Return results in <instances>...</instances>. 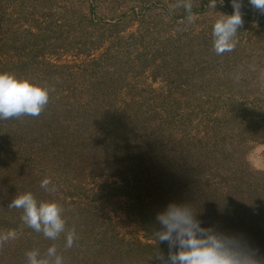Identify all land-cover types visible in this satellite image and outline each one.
Instances as JSON below:
<instances>
[{
	"label": "rangeland",
	"instance_id": "1",
	"mask_svg": "<svg viewBox=\"0 0 264 264\" xmlns=\"http://www.w3.org/2000/svg\"><path fill=\"white\" fill-rule=\"evenodd\" d=\"M176 2L0 0V73L47 87L52 99L39 117L0 120V171H4L0 183L27 184L34 177L40 186L49 177L38 165L45 149V138L38 133L56 132L61 122L68 129L80 125L87 138L101 135L103 130L93 120L103 116L93 117L94 106L104 112L130 107L145 111V120L164 125L172 121L164 135L166 151L176 146L180 152L184 131L189 142L200 146L227 139L239 147L240 169L247 174L264 172L254 170L246 159L255 147L264 146V132L256 129L264 123V88L258 80L264 71V14L243 0L244 24L237 45L218 56L213 51V24L221 13H233L231 0H215V8L209 6L211 0H193L191 13L172 7ZM100 80L113 83L114 90L97 94ZM27 153L35 160L26 161L31 172L23 167ZM15 163L18 170L13 168ZM224 165L228 167L227 163L220 166ZM90 166L71 175L68 186L49 178L56 190L44 196L58 200V193L59 199L66 200L62 213L66 228L70 229L67 220H71L83 233V220L88 233L97 238L156 244L132 199L123 193L122 178L100 174L97 165ZM215 176H210L211 183L216 186L221 180L223 184L222 176ZM246 201L249 208L262 203L264 190L251 193ZM8 230L15 229L0 226V232ZM15 231L18 239L0 248V264H26L25 253L41 246L32 229ZM48 247L43 243L39 250ZM256 253L264 259L263 246ZM90 258L85 252L80 255L83 263ZM133 263L143 261L135 258Z\"/></svg>",
	"mask_w": 264,
	"mask_h": 264
},
{
	"label": "trees",
	"instance_id": "2",
	"mask_svg": "<svg viewBox=\"0 0 264 264\" xmlns=\"http://www.w3.org/2000/svg\"><path fill=\"white\" fill-rule=\"evenodd\" d=\"M97 86V94H108L114 90L113 83L103 80ZM51 101L47 105H51ZM91 113L93 117L103 116L101 120H93L103 130L101 135L87 138L80 125L68 129L61 126V122L56 132L47 131L45 135L38 133L39 138H45V149L41 150L44 156L41 161L38 160V165L48 173L46 177L57 178L63 186H68L71 175L78 173L83 166L85 170H90V165H97L94 168L100 174H114L122 178L125 182L123 193L132 199L144 227L153 233L160 228L156 220L159 212L171 203L189 204L202 227L238 236L257 252L261 246L264 247V201L251 208L245 204L248 203L246 197L251 193L264 190V172L247 174L240 169L237 164V155H240L237 145L227 143V139H220L207 147L205 143L200 146L189 142L184 131L180 152L176 151V146L166 151L168 147L164 135L168 127L172 128V121L169 120L167 125L156 119L148 121L145 120V111L130 110V107L122 111L108 109L104 112L94 106ZM256 129L264 132V123L257 124ZM29 135L34 136V133ZM13 159H16V154ZM24 161L35 163L28 153ZM221 163H227L228 167L220 166ZM17 167L16 163L13 164L14 170H18ZM23 167L28 172L32 170L27 167V163ZM216 174L222 176L223 184L221 180L216 186L213 181L211 183L210 176L214 179ZM3 175L2 170L0 177ZM8 183L10 187L0 183V226L31 230L21 220L22 210L8 208L11 201L22 193L31 192L38 201H55L64 207L66 200L59 199L58 193V200L45 197L55 191L41 188L34 177L27 184L14 183L12 180ZM81 221L85 229L83 233L76 230L73 221L67 220V225L70 229L75 228L78 237L71 248L65 247L64 233L55 241L40 236L41 233L33 229L32 236L38 245L55 244L58 253L63 256L64 264H131L135 258L142 260L143 264H161L156 254L159 252L165 258L169 255L168 243L159 242L156 237V244L137 240L127 242L124 238L108 236L97 238L93 232L88 233L87 223ZM84 252L92 257L85 263L84 259H80Z\"/></svg>",
	"mask_w": 264,
	"mask_h": 264
},
{
	"label": "clouds",
	"instance_id": "3",
	"mask_svg": "<svg viewBox=\"0 0 264 264\" xmlns=\"http://www.w3.org/2000/svg\"><path fill=\"white\" fill-rule=\"evenodd\" d=\"M248 2L253 10L264 14V0ZM231 4L233 13H221L213 24V51L218 56L235 49L237 33L244 24L243 0H231ZM209 6L215 8V0H211ZM172 7H182L191 13L193 0H177ZM189 19H192L191 15ZM235 80L239 82L240 76L237 75ZM258 80L264 88V71L259 73ZM49 100V88L11 73H0V120L39 117ZM246 159L254 170H264V146L255 147ZM40 186L49 192L56 190L49 178H44ZM8 208L22 210V222L48 240L55 241L64 233L66 248L73 247L78 238L74 227L66 230L63 208L55 201H38L31 192H27L17 195ZM156 220L160 228L153 234L157 241L167 242L170 249L167 258L159 252L156 254L161 264H264V259L242 238L202 227L189 204L171 203L157 214ZM18 236L15 230L0 232V248ZM25 256L26 264H64L55 244L43 254L39 249H32Z\"/></svg>",
	"mask_w": 264,
	"mask_h": 264
}]
</instances>
